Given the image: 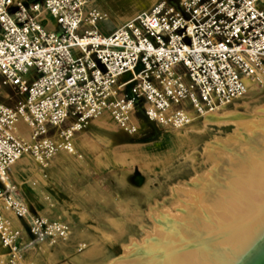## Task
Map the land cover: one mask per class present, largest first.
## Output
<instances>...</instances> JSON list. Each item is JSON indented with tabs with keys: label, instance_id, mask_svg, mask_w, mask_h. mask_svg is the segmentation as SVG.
<instances>
[{
	"label": "built area",
	"instance_id": "1",
	"mask_svg": "<svg viewBox=\"0 0 264 264\" xmlns=\"http://www.w3.org/2000/svg\"><path fill=\"white\" fill-rule=\"evenodd\" d=\"M97 1L0 0V92L18 96L0 101V264L71 234L17 193L8 170L21 157L46 167L104 114L133 136L141 119L183 128L264 79V0H157L108 34Z\"/></svg>",
	"mask_w": 264,
	"mask_h": 264
},
{
	"label": "rangeland",
	"instance_id": "2",
	"mask_svg": "<svg viewBox=\"0 0 264 264\" xmlns=\"http://www.w3.org/2000/svg\"><path fill=\"white\" fill-rule=\"evenodd\" d=\"M145 1L101 0L110 15L104 29ZM249 81L243 96L215 110L227 114L221 121L207 120L214 111L183 128L141 119L142 134L131 137L104 114L76 134L77 152L52 159L45 178L34 158H23L30 172L19 161L27 173L15 182L32 191L31 203L47 194L73 226L70 237L35 254V264H147L162 262L165 248L199 247L194 226L209 215L196 197L227 187L228 162L238 156L244 163V150L259 153L264 146V79ZM17 100L8 87L0 92L6 105ZM17 128L29 137L21 120Z\"/></svg>",
	"mask_w": 264,
	"mask_h": 264
},
{
	"label": "bare ground",
	"instance_id": "3",
	"mask_svg": "<svg viewBox=\"0 0 264 264\" xmlns=\"http://www.w3.org/2000/svg\"><path fill=\"white\" fill-rule=\"evenodd\" d=\"M208 116L207 120L221 121L227 114L214 111ZM259 150H244V163H239L238 156L228 162L227 187L196 195L209 215L202 214L194 226L202 237L200 246L182 252L177 246L165 248L162 262L152 259L147 264H264V146Z\"/></svg>",
	"mask_w": 264,
	"mask_h": 264
},
{
	"label": "crops",
	"instance_id": "4",
	"mask_svg": "<svg viewBox=\"0 0 264 264\" xmlns=\"http://www.w3.org/2000/svg\"><path fill=\"white\" fill-rule=\"evenodd\" d=\"M25 2H30V1H35V0H23ZM154 1V0H153ZM151 1V0H146V3L145 4H142L141 6L135 8L134 10H132L131 12L129 13H126L125 15H122L118 22L115 23V24H111V23H108V31H106V29H104L103 27V23H106L109 18H110V15H109V12L107 10H105L101 5V0H98L96 2V5L97 7L102 10L103 12H106L108 14V19L106 21H102L100 23H98L97 27L98 29L104 33V34H108L110 33L112 30H114L116 27L120 26L121 24H123L124 22H126L127 20L131 19L132 17H134L137 13L143 11V10H146L148 8H150L157 0H155L154 2ZM170 2H174L175 0H168ZM117 126V125H116ZM118 129L120 131H122L124 134L128 135V136H133V135H129L126 131H124L123 129H121L119 126H117ZM58 130L56 129H51L50 130V134L51 135H55L56 136V133H57ZM81 131V130H80ZM78 131V132H80ZM76 132L73 136V139H72V142H73V146H74V150L75 152H77L76 150V146H75V140H76V134L78 133ZM142 134V129H141V133H138L137 135L135 136H139ZM62 152H66L64 150H59L57 151V153L51 158V160L48 162V165L46 167H41L40 164V168H41V171L43 173V177L45 178V171L50 167V163L52 162V159L59 153H62ZM67 153V152H66ZM32 158L31 156L29 155H24L23 157H21L17 162H15L8 170V177H9V180L12 182V184H14L16 190H17V193L19 194V196L23 199V201L27 204V206L29 207V209L31 210L32 213L34 214H38V215H41V216H44V217H47L48 219L50 220H63V221H66L69 223L70 225V228H71V234L68 236L70 237L73 233V226L71 225L70 223V220L65 216L64 213H58V211L56 210V206L54 203H51V198L50 196H48L47 194H44L43 193V198L44 200H42V197L40 198L39 197V201L37 204H33L31 203V199H34V194L32 193V191H29L28 189H26L28 191V193H25V191L22 189V187H19V185L17 184V177H22L23 175H25V172L24 170H22L20 168L19 165H17L20 162H22L25 166L29 167V170L28 172L30 171H34V167L33 165H29V163H26L23 161V158ZM36 201V202H37ZM39 202L43 205H40ZM33 206L35 207L33 209ZM67 237V238H68ZM66 238V239H67ZM60 241V240H58ZM58 241H56L55 243H57ZM54 243V244H55ZM53 244V245H54ZM53 245H49L47 243L45 244H40L38 245L36 248H34L33 250H31L30 252H28L27 256H26V264H35V258H34V255L37 254L40 250L44 249L45 247H51Z\"/></svg>",
	"mask_w": 264,
	"mask_h": 264
},
{
	"label": "water",
	"instance_id": "5",
	"mask_svg": "<svg viewBox=\"0 0 264 264\" xmlns=\"http://www.w3.org/2000/svg\"><path fill=\"white\" fill-rule=\"evenodd\" d=\"M129 76L127 75L126 78H128ZM258 262V261H257Z\"/></svg>",
	"mask_w": 264,
	"mask_h": 264
},
{
	"label": "flooded vegetation",
	"instance_id": "6",
	"mask_svg": "<svg viewBox=\"0 0 264 264\" xmlns=\"http://www.w3.org/2000/svg\"><path fill=\"white\" fill-rule=\"evenodd\" d=\"M145 122H147V121H145Z\"/></svg>",
	"mask_w": 264,
	"mask_h": 264
}]
</instances>
